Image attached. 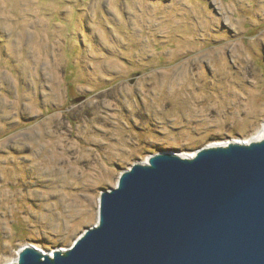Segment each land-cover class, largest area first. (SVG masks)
Masks as SVG:
<instances>
[{
	"label": "rangeland",
	"instance_id": "374dc122",
	"mask_svg": "<svg viewBox=\"0 0 264 264\" xmlns=\"http://www.w3.org/2000/svg\"><path fill=\"white\" fill-rule=\"evenodd\" d=\"M264 128V0H0V264L66 249L153 153Z\"/></svg>",
	"mask_w": 264,
	"mask_h": 264
},
{
	"label": "water",
	"instance_id": "95a60500",
	"mask_svg": "<svg viewBox=\"0 0 264 264\" xmlns=\"http://www.w3.org/2000/svg\"><path fill=\"white\" fill-rule=\"evenodd\" d=\"M9 264H264V128L131 164L72 245L52 256L25 245Z\"/></svg>",
	"mask_w": 264,
	"mask_h": 264
},
{
	"label": "bare ground",
	"instance_id": "6f19581e",
	"mask_svg": "<svg viewBox=\"0 0 264 264\" xmlns=\"http://www.w3.org/2000/svg\"><path fill=\"white\" fill-rule=\"evenodd\" d=\"M262 136H263V131H262V129H259L256 133H255V135H253L252 137H250L248 140H245V141H242L241 143H248V142H250V141H253V140H259L260 138H262ZM236 141V140H235ZM232 142V141H231ZM227 143H229L228 141H224V142H215V143H212V145H225V144H227ZM208 146H210V145H208ZM203 147H205V146H203ZM188 156H191V155H193V154H187ZM187 155H184V156H187ZM146 161V160H145ZM52 250L51 251H48V252H45V253H47L48 255H50V256H52ZM14 261H15V259H14Z\"/></svg>",
	"mask_w": 264,
	"mask_h": 264
}]
</instances>
